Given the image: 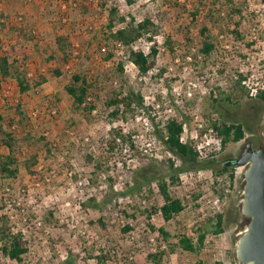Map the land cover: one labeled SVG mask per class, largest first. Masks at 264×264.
<instances>
[{
    "label": "rangeland",
    "instance_id": "obj_1",
    "mask_svg": "<svg viewBox=\"0 0 264 264\" xmlns=\"http://www.w3.org/2000/svg\"><path fill=\"white\" fill-rule=\"evenodd\" d=\"M118 1L123 10L121 14L138 22L148 18L157 28L154 37L160 48L157 65L149 74L141 75L130 66L132 61L127 53L125 56V51L119 52L124 56L126 82L121 77L110 76L105 84L98 85L92 95L97 107L86 117L75 111L66 87L72 75L87 66L92 67V73L98 69L114 72L116 58L106 60V54L96 49L91 50L90 62L83 59V66L79 61L95 33L105 30L109 7L95 9L94 16H72L74 20L64 29L71 34L75 54L63 75L53 77L50 72L58 67V62L48 61L55 48V32L48 19L53 12L68 15L63 1L0 0L2 22L10 21L14 25L9 24L12 32L14 27L35 31L31 32L34 41H27L22 34L11 40L17 42L13 44L20 48L21 58L24 54L29 57L30 78H47L46 84L25 94H20L15 80L9 79L0 92L3 118L0 124L5 129L14 125L11 129L21 141L17 150V179L0 182V215H6L13 230L22 232L29 243V252L22 263L6 258L0 251V264H66L70 254L77 256L74 264H96L90 256L102 248H115L119 252V259L113 264H151L148 254L159 250L165 251L161 264H239L235 251L237 235L243 230L240 205L244 167H230L235 173L231 187L228 174L190 168L160 142L156 130L163 129L168 120L180 117L187 118L184 125L189 133L199 129L197 117L203 120L201 130L204 131L216 121L242 124L245 139L229 144L224 151L209 158L216 168L236 158L248 140H253L257 148L264 146V101L249 95L240 81L251 75L259 80L264 76V1L226 3L223 0L218 6H212V0H132V4L127 0ZM200 3L207 6L200 7L201 15L194 17L191 12L202 6ZM210 7L221 10L224 22L210 25L218 42L213 55L206 57L200 53L202 38L198 32L206 24L204 16ZM239 22L242 39L231 33ZM5 36L4 40L10 39L9 35ZM168 39L171 42L167 44ZM3 46L7 47L4 43ZM127 91L136 99L141 95L143 108L136 109L133 105L122 112V118L112 119L106 101L114 93L121 96ZM18 103L24 108L33 134L52 142L50 154L46 152L44 141L24 142L26 129L19 125L14 109ZM32 110H37L38 117H31ZM147 122L157 140L150 155H143L139 148L131 151L122 140L117 141L113 150L103 153V142L109 141L111 130L121 128L123 133L133 136V141L143 135L135 139L142 140ZM55 140L57 144H53ZM0 152L6 154L8 149L0 147ZM146 158L153 161L154 168L163 176H178V181L170 185V193L184 201L185 209L169 222L160 211L165 201L157 182L151 184L149 198L145 197L149 186L137 196L117 194L125 190L122 183L133 182L135 172L143 169ZM34 159L41 179L28 169L29 160ZM135 159L139 160V165L131 170ZM171 162L175 163L174 167ZM118 163H122L123 168L118 167ZM179 169L184 171L176 174ZM119 184L123 185V190L119 189ZM220 213L225 216V231L216 235L215 220ZM45 217L52 220L51 225L44 224ZM149 222L156 231L149 230ZM160 228L170 233V245L157 231ZM183 236L192 238L197 245V240L205 236V242L197 252H185L177 245Z\"/></svg>",
    "mask_w": 264,
    "mask_h": 264
},
{
    "label": "trees",
    "instance_id": "obj_2",
    "mask_svg": "<svg viewBox=\"0 0 264 264\" xmlns=\"http://www.w3.org/2000/svg\"><path fill=\"white\" fill-rule=\"evenodd\" d=\"M64 1L67 3L66 8L68 15H57L53 12V14L48 19L52 24L55 32V48L52 54L49 55L48 61L58 62V67L54 68L50 72L53 77H61L63 75L64 69L71 63V57L73 53L75 54V50L73 49V43L71 40V34L67 29H64V27L70 25L72 23V20H74L72 16L76 15L78 18H83L86 15L94 16L96 15V10H98L99 8H104L106 6L109 7L105 30L95 33V35L88 42L86 46L87 48L83 52V57L79 61L83 66V59H85L87 62H90L91 50L96 49L99 50L101 54H106V60L116 58V68H114V72L98 69L94 70V73H92V67L87 66L84 71L80 70L79 72L74 73L72 75L71 83L66 87L68 95L72 98V105L75 111L86 117H89L97 107L96 104L92 101V95L98 90V85L101 86L105 84L106 81L110 79V76L121 77L124 79V81L127 78L124 71V60H122L124 56L119 55V52L124 53L125 51V56L127 53V57L138 67L141 75L149 74L156 67L157 58L160 53V48L157 44V40H155L154 38L157 34V28L155 29L154 24L148 18H145L144 20L138 22L135 18L131 17V19L127 21L128 16L121 14L119 7L120 4L118 0ZM127 1L131 4L134 3L132 0ZM230 1L232 0H224V2L226 3H230ZM221 2L224 3L223 0H212V6H218V4ZM200 5L202 6H198L194 12H191L194 17H198L199 14L201 15V8L207 6L204 3H200ZM234 10L236 13H240V10H238L237 8H234ZM221 13L222 12L220 9L213 7H210L209 11L205 13L204 18L206 20V24H204L198 32V34L202 38L200 53L203 56L211 57L216 49L218 40L211 32L210 25H218L219 22L220 24H223L224 19L221 17ZM3 19L4 17L0 15V92L2 91L3 83L11 79L15 80V82L17 83L20 94H25L34 87L43 86L47 82V78L45 76L37 79L30 78L28 68L29 57L24 54V57L21 58L20 48L14 45L17 42H15V40H11L13 37L17 38V35L21 37L23 35V38H25L27 41H34V36L32 35V33H34L35 31L33 29L26 30V28L14 27V31L12 32L10 30V26L13 27L14 25H12L10 21L7 23H3ZM209 21L211 22V24L209 23ZM10 23L11 25L9 26ZM239 24L240 22L235 24L236 26L231 31V33L237 39H242L239 30ZM219 27L220 29H223L222 25H220ZM88 28L91 29L92 26L91 28ZM6 29L9 31V34ZM93 29L94 28H92V30ZM4 31L6 32L2 36ZM5 35H9L10 39L8 40ZM4 36L7 38V40H4ZM143 37H146L151 43L150 51L148 54H145L140 48L134 47L139 39ZM170 42L171 41L168 39L166 43L168 44ZM3 43L4 45H7V47H4ZM119 44H121L123 49L118 47ZM12 50L14 53H12ZM88 70L89 72L87 73ZM227 96L230 99L231 95L228 94ZM258 98L264 101V92H261L258 95ZM133 105L136 109L143 108V99L141 95H139L138 99H136L133 93L130 91L122 93L121 96H119L117 93H114L106 101V108L110 111V116L112 117V119L117 120L120 119L122 112L128 109L130 110ZM55 107L56 109L58 108L57 104H55ZM14 109L17 113V116H19V125L22 127L24 126L26 129L24 134L25 136L23 138L24 142H43V137L37 138L31 131V129H29L30 127L28 125H32L30 124L29 119L24 113L22 104L18 103ZM186 119V117H180L168 120L164 124L163 129L156 130L159 139H161V141L165 146H167L168 150L171 153H173L183 162L187 163L190 168L211 169L218 174H228L231 181L230 186L233 187L235 181L234 169L225 166L216 168L212 160H200L199 152L197 151L194 143L185 142L181 139ZM2 121L3 118L0 115V123H2ZM12 127H14V125ZM12 127H9V129H5L4 126L0 124V147H5L8 149V153L6 154H1L0 152L1 183L5 182L6 180L14 181L19 175V157L17 154V150L21 145V141H19V136L15 134V131L11 129ZM213 129L221 138L222 151H224L229 144L238 143L244 140L246 137L244 126L240 123L228 124L224 121H216L215 123H213ZM131 136L132 135L123 133V130H121V128H114L113 130H111V138L107 142L109 151L113 150L117 146L118 139L122 140V142L126 144L131 151H136V145L133 142ZM44 142L46 146V152L47 154H50V144L52 142H50L49 140H46ZM56 142L57 140H55L53 144H57ZM35 160L36 159L32 161L29 160V164H27V166L31 174L41 179L43 177L41 176V173L37 171L36 167L38 163L36 164L37 160ZM152 162L153 161H151L149 158H146V162H143V169L135 172L133 182L131 184L129 182L125 183V190L117 192V194L123 195L124 197L137 196L143 192V189L146 186H149L148 194L145 195V197L149 198V194H151L150 186L153 182H157L160 194L165 201L160 208V211L163 215L164 220L169 222L175 216L180 215L185 209L184 201L180 198L172 197L170 193V185L178 181V176L172 174L163 176L156 171ZM174 164V162H171V167H174ZM180 171L184 170L179 169L176 171V174ZM90 201L96 202V199H90ZM84 206H87V204L85 203ZM124 213L126 214V212ZM50 215L52 216V213H50ZM224 217L225 216L223 213L217 214L216 216L214 227V233L216 235H219L225 231ZM100 222L105 226L102 220H100ZM44 224L51 225L52 220L45 217ZM148 228L150 231H156V228L150 222L148 223ZM128 229L130 228H127V230ZM157 231L165 239L163 241L165 243H169L170 245V240H168L170 237V233L167 232L164 228H160ZM197 242L198 245L192 238L183 236L179 238L177 245L185 252L194 253L197 252V250L204 244L205 236H201V238L197 240ZM0 251L6 258L18 263H22L24 260V256L29 252L28 241L25 240L22 232H15L13 230L11 221L6 215H0ZM164 254L165 251L160 250L156 253H150L147 256V260L151 264H161ZM119 255V252L115 250V248H102L97 254H93V256L90 257L91 259H94L96 261V264H113L119 259ZM76 258L77 256H73V254H70L68 260H66V264H74L76 262ZM233 261L235 262V260Z\"/></svg>",
    "mask_w": 264,
    "mask_h": 264
},
{
    "label": "water",
    "instance_id": "obj_3",
    "mask_svg": "<svg viewBox=\"0 0 264 264\" xmlns=\"http://www.w3.org/2000/svg\"><path fill=\"white\" fill-rule=\"evenodd\" d=\"M244 167L240 205L243 230L237 235L235 258L239 264H264V146L248 141L225 167Z\"/></svg>",
    "mask_w": 264,
    "mask_h": 264
},
{
    "label": "built area",
    "instance_id": "obj_4",
    "mask_svg": "<svg viewBox=\"0 0 264 264\" xmlns=\"http://www.w3.org/2000/svg\"><path fill=\"white\" fill-rule=\"evenodd\" d=\"M62 1H63V7L66 8L67 3L64 0ZM121 2H125V1L121 0ZM119 7H120V11L122 12L123 11L122 6L120 5ZM127 20L129 21L130 18L127 17ZM150 46H151V43L148 40L146 41V38L143 37L139 39V41L136 43L134 47L140 48L145 54H148L150 51ZM118 47L122 49L121 44H119ZM130 66H133V68L138 70V67L133 62H130ZM126 69H129V66H126ZM129 70L131 71V69ZM241 84L246 90V92L253 97L258 96L261 92H264V76H262V80H259L258 78L256 79L253 75H251L249 77L242 79ZM193 87H196V85L194 84ZM52 112L56 114L57 111L54 110ZM30 114H31V117L33 118L38 117L37 110H32ZM196 121L198 123L199 129L197 131L189 133L187 126L184 125V131H183L181 139L185 142H187L186 139H190L191 142L195 143L197 151L199 152V155H200V159L204 160V159H209L211 157H215L216 154L221 151V142L215 133L216 131L213 129V126L206 129V131L201 130L203 129V126H204L203 120L197 117ZM145 129H146V134L144 135L145 137L142 140H135V139H139L140 137H143V135L137 136V138L135 139L133 138L134 139L133 142L135 143L136 148H139L143 155H150L153 151V147L155 143L157 142V140H156V137L152 134V126L149 125V122H147ZM86 141L88 142L89 139L86 138ZM117 141L119 142L121 140L118 139ZM160 142L162 141L160 140ZM103 146H104L103 153H108L109 148L107 145V141L103 142ZM133 162L134 164L131 167V170H135L139 165L138 159H135ZM118 167L123 168V164L118 163ZM122 184L124 185L125 183H122ZM123 185L121 184L118 185L120 187L119 188L120 190H123Z\"/></svg>",
    "mask_w": 264,
    "mask_h": 264
},
{
    "label": "flooded vegetation",
    "instance_id": "obj_5",
    "mask_svg": "<svg viewBox=\"0 0 264 264\" xmlns=\"http://www.w3.org/2000/svg\"><path fill=\"white\" fill-rule=\"evenodd\" d=\"M248 141H251V140H248ZM247 141V142H248ZM252 142H253V147L255 148V149H258L257 147H256V144H255V142L252 140ZM261 147V146H260ZM234 158H230V159H228V160H226L225 162H224V165H226V164H228L230 161H232ZM231 167V166H230Z\"/></svg>",
    "mask_w": 264,
    "mask_h": 264
},
{
    "label": "crops",
    "instance_id": "obj_6",
    "mask_svg": "<svg viewBox=\"0 0 264 264\" xmlns=\"http://www.w3.org/2000/svg\"><path fill=\"white\" fill-rule=\"evenodd\" d=\"M6 13V12H5ZM7 14V13H6ZM28 14L30 15V12H28ZM8 15V14H7ZM10 18H11V16L10 15H8ZM46 84V83H45Z\"/></svg>",
    "mask_w": 264,
    "mask_h": 264
}]
</instances>
